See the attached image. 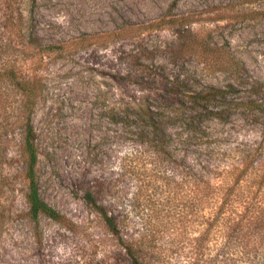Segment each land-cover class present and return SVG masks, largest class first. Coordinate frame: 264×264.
I'll return each mask as SVG.
<instances>
[{
	"label": "rangeland",
	"instance_id": "obj_1",
	"mask_svg": "<svg viewBox=\"0 0 264 264\" xmlns=\"http://www.w3.org/2000/svg\"><path fill=\"white\" fill-rule=\"evenodd\" d=\"M169 17L177 20L175 24L162 20L158 27L151 25ZM186 19L190 21L188 28L195 31L208 48L204 60L196 55H173L171 42L185 38L182 23ZM123 25H133L143 32L107 44L66 50L60 56L62 40H79L88 34L99 36ZM29 40H36L45 47V56L35 68L42 92L33 115L40 191L46 202L59 210L67 221L66 225L50 219L41 221L42 253L48 263L74 254L83 259L93 253L96 258L103 253H121L116 239L87 202L88 191H92L96 203L103 204L125 221L122 231L131 234L138 230L141 213L133 207L136 187L122 175L120 166L138 155L135 126L128 128L121 122L125 104L132 105L140 95L141 85L134 82L138 76L132 67L133 57L140 56L145 63L159 64L173 76H184L191 86H225L234 75L223 68L233 61L242 64L243 68L238 71L242 79L264 80V0H0V44L4 49L1 60L6 55L25 52ZM32 53L29 50V56ZM12 101L10 88L0 78V137L4 141L0 172L1 176L13 177L16 163L8 140L14 136V131L7 128L14 117ZM131 109L129 107L128 111ZM181 120L169 123V148L177 159L176 164H161L159 176L169 178L177 165L186 170L191 165L204 176L214 177L215 172L233 161L234 157L228 155L230 151L260 138L259 126L243 122L233 114L225 119L198 116L189 124ZM182 158L184 163L180 162ZM257 166L264 168V156ZM11 180L13 185H6L0 194L2 215L23 204L19 180ZM162 182L157 180L150 184L157 189L155 198L159 202L168 196L161 193ZM9 188L13 191L8 192ZM180 191L179 198L184 194V190ZM262 199L264 207V197ZM258 207L254 202L255 215ZM254 216L252 222L256 220ZM169 218L172 229L169 227L163 239L167 245L170 243L171 251L162 252L166 264H190L188 257L194 256L190 255L193 239L202 230L201 214L194 216L187 229L181 222H175V216ZM250 227L254 230L252 242L264 250V221ZM24 231L17 220L9 219L6 225L0 226V253L7 260L20 258L19 249L8 241ZM177 232L185 236L186 244L180 243L182 251L176 241ZM218 246L212 243L209 253L216 255ZM26 256L29 258L30 254Z\"/></svg>",
	"mask_w": 264,
	"mask_h": 264
},
{
	"label": "trees",
	"instance_id": "obj_2",
	"mask_svg": "<svg viewBox=\"0 0 264 264\" xmlns=\"http://www.w3.org/2000/svg\"><path fill=\"white\" fill-rule=\"evenodd\" d=\"M162 20L168 24L177 21L169 17L151 25L158 27ZM185 21L182 23L185 38L179 37L171 42L173 55H196L204 60L208 48L197 33L188 28L190 21ZM142 32V29L133 25H123L99 36L88 34L79 40H62L60 56L66 50L107 44L117 39L139 36ZM46 46L48 50L51 49L49 45ZM25 48L22 54L6 55L1 60L4 49L0 44V78L6 81L13 99L14 117L7 128L14 131V136L8 141L12 144V158L16 163L13 166L16 176H1L0 172V194L6 185H13L11 179L16 178L23 199L20 208L9 214H0V226L6 225L10 219L20 221L25 229L17 238L11 237L8 241L11 246L19 249L20 258L10 261L0 253V264H166L167 259L162 252L171 251L170 243L167 245L163 239L165 232L171 228L169 216H175V222H181L187 229L198 212L202 218V230L193 239L195 242L190 255L194 256L188 257L190 264H264V250L258 249L257 243H253L254 230L250 227V224H262L264 221V207L261 206L264 197V168L257 166L264 156V80L253 77L249 81L242 79L238 74L243 68L242 64L233 61L223 68L224 71H232L234 75L233 80L225 86H191L186 77L173 76L159 64L143 62L140 56L132 58V67L138 76L134 82L141 85L140 95L135 97L132 105L125 104L121 119L128 128L135 126V138L138 140L134 141L138 145V155L120 164L122 175L134 182L136 187L133 207L141 213L138 230L131 234L122 231L126 227L125 221L108 211L103 204L96 203L92 191H88L87 202L92 204L107 231L116 239V247L121 253H103L98 258L93 257V253L83 259L74 254L65 260L48 263L42 253L44 241L41 221L50 219L65 225L67 221L59 210L46 202L40 191L39 150L33 115L42 92L41 79L35 73V68L45 56V47L36 40H29ZM29 50L33 51L31 56ZM129 107L131 111H128ZM231 114L243 122L259 126L260 138L230 151L228 155L234 159L229 166L215 172L214 177L204 176L193 170L191 165L187 166V170L175 165L179 170L174 169L169 178L158 175L161 164L173 165L177 160L169 148V123L182 118L183 124H189L198 116L225 119ZM3 142L0 137V171ZM180 162L184 163L185 159L182 158ZM157 180L163 181L160 185L163 188L161 193L168 195L161 200L163 202L155 198L157 189L150 185ZM180 190H184V194L179 198ZM11 191L13 189L9 188L8 192ZM254 202L259 205L257 215L254 214ZM253 216L255 222L251 221ZM215 236L218 237L212 238ZM184 239L183 233L177 232L179 250L182 249L181 244H186ZM212 243L219 244L216 255L209 253ZM28 254L34 257L28 258Z\"/></svg>",
	"mask_w": 264,
	"mask_h": 264
}]
</instances>
